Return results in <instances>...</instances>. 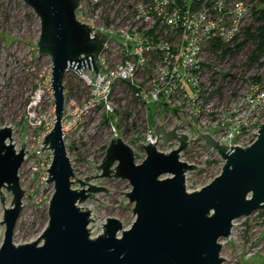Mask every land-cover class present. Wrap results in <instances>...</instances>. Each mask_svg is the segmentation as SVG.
<instances>
[{"label":"water","instance_id":"1","mask_svg":"<svg viewBox=\"0 0 264 264\" xmlns=\"http://www.w3.org/2000/svg\"><path fill=\"white\" fill-rule=\"evenodd\" d=\"M41 24L37 49L52 61L51 90L55 123L44 139V150L53 153L49 185L54 194L49 203L48 226L35 242L15 245L14 234L23 210L25 191L20 183L26 147L17 151L13 130L0 129V196L2 189L13 195L12 207L5 209V237L0 248V264H223L221 241L228 239L235 221L264 212V124L255 142L246 148L227 147L210 134H200L205 149L224 161L221 174L199 191L188 192L186 174L197 166L182 162L188 137L177 131L183 123L167 131L157 118L155 144L141 145L145 161L137 165L133 149L120 137H113L96 176L76 179L62 127L65 113L64 80L69 72L84 70L95 79L101 71L100 56L107 36L77 20L82 0H22ZM93 34V36H92ZM190 126V125H189ZM177 140L180 147L171 153L159 152L157 143ZM193 141V140H191ZM98 179L128 181L132 190L126 197L134 205L136 221L129 230L116 218L107 219L104 233L91 238V212L79 207L99 193L109 190L91 182ZM79 185V189H74ZM111 196V194H109ZM124 195V193H121ZM26 201L31 202L29 196ZM103 206H110L101 203ZM94 222V221H93ZM121 234V236H119Z\"/></svg>","mask_w":264,"mask_h":264},{"label":"built area","instance_id":"2","mask_svg":"<svg viewBox=\"0 0 264 264\" xmlns=\"http://www.w3.org/2000/svg\"><path fill=\"white\" fill-rule=\"evenodd\" d=\"M262 10L264 0H82L77 20L108 39L100 73L94 80L87 70L79 76L85 87L77 93L82 103L65 102V144L70 126L85 124L92 114L93 121L113 127V137H120L115 126L124 125L120 138L140 165L147 158L141 145L157 142L156 119L172 131L183 123L178 114L183 113L190 126L177 131L188 137L182 162L195 165L186 157L216 153L205 149L204 141H195L200 134H210L227 147L251 146L256 140L253 134L264 124V78L258 67L250 68L254 74L247 76L243 51L226 55L224 51L236 52L247 31L260 23ZM32 106L31 110L36 107ZM30 119L29 128H42L43 135L34 150L26 148L22 169L29 161L31 178L41 176L48 184L53 153L42 150L54 125L37 120L36 112ZM130 131L135 137L128 141L124 136L129 137ZM109 145L101 152L104 157ZM180 145L177 140L158 142L157 149L168 154ZM263 228L264 212L235 221L222 244L232 247L235 257L223 264H237L240 253L246 258L261 253Z\"/></svg>","mask_w":264,"mask_h":264},{"label":"rangeland","instance_id":"3","mask_svg":"<svg viewBox=\"0 0 264 264\" xmlns=\"http://www.w3.org/2000/svg\"><path fill=\"white\" fill-rule=\"evenodd\" d=\"M40 34L39 18L22 0H0V129L9 127L13 130L12 143L17 150H20L24 144L27 150H34L33 146L39 145L40 137L43 135L42 128L37 131L29 128L30 118L35 112L37 120H44L52 126L55 123V105L51 90L52 61L49 56H40L38 53L37 43ZM259 72L264 78V67L259 69ZM253 74L254 72H249L247 76ZM64 85L65 100L82 103L79 100L81 94L77 95L79 90L85 89L81 78L74 72H69L65 77ZM71 87L74 88L72 93ZM32 105L36 106L33 110L30 109ZM93 118L91 114L85 124L78 125L77 128L70 126L71 131L66 139L67 151L72 160L76 179H85L99 174L96 166L100 164L105 154L101 152L110 144L114 136L111 125L98 123L93 121ZM115 127L122 138L124 125ZM130 133L129 137L124 136L128 141L135 137V133L131 131ZM46 156L50 158V152H46ZM186 160L199 167L198 172L187 174L186 187L190 193L199 191L203 186L210 184L221 174L225 164L216 153L197 159L190 155L186 157ZM20 183L25 191V198L30 196L31 202L26 199L23 202L24 207L14 234V243L17 246L35 242L42 236L48 226L46 217H48L49 203L54 194L53 185L45 184L41 176L31 178L29 161L20 170ZM91 183L109 190L108 194L99 193L95 195V198L101 203L110 205L103 206L94 199L79 205L84 210L91 209V218L94 221L89 227L91 238L95 239L104 233V225L109 218L118 219L124 229L129 230L136 221V216L133 215L134 205L130 204L126 197V194L132 190L129 182L98 179ZM73 188L80 187L74 185ZM2 191L5 201L3 207L0 196V248L6 231L5 225L1 223L4 220L5 209H10L13 201V195L10 192L6 189ZM260 234L263 238L264 228ZM223 242L221 241L222 244ZM231 250L232 247H223L221 256L225 261L234 260L235 255ZM237 261V264H264V250L248 258L240 253Z\"/></svg>","mask_w":264,"mask_h":264},{"label":"trees","instance_id":"4","mask_svg":"<svg viewBox=\"0 0 264 264\" xmlns=\"http://www.w3.org/2000/svg\"><path fill=\"white\" fill-rule=\"evenodd\" d=\"M261 21L257 26H253L246 33V39L241 44L236 52L233 50H225L224 54H235L240 51L244 52L246 56L245 67L249 70L252 67L263 68L264 67V10H262ZM74 88H70L71 93ZM46 223H48V217H46Z\"/></svg>","mask_w":264,"mask_h":264},{"label":"bare ground","instance_id":"5","mask_svg":"<svg viewBox=\"0 0 264 264\" xmlns=\"http://www.w3.org/2000/svg\"><path fill=\"white\" fill-rule=\"evenodd\" d=\"M32 107H34V106H32ZM87 210H89L91 212V209H87Z\"/></svg>","mask_w":264,"mask_h":264}]
</instances>
